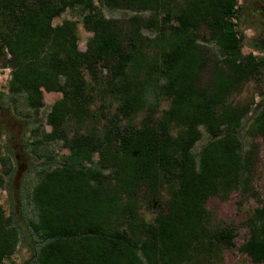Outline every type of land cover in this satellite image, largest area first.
Returning a JSON list of instances; mask_svg holds the SVG:
<instances>
[{
    "label": "trees",
    "instance_id": "16d2710c",
    "mask_svg": "<svg viewBox=\"0 0 264 264\" xmlns=\"http://www.w3.org/2000/svg\"><path fill=\"white\" fill-rule=\"evenodd\" d=\"M236 4L0 0L8 94L33 112L42 91L61 94L45 116L50 131L34 141H59L67 153L40 171L28 196L32 264H214L233 246V228L214 221L205 205L210 197L255 194L257 151L242 141L245 118L246 135L264 140V92L253 107L227 101L249 80L264 83V58L241 53ZM100 8L133 15L122 28ZM65 10L76 11L91 34L84 51L74 21L52 25ZM99 70L106 81L98 83ZM84 73L117 104L102 130L85 127L67 137L65 123L90 116ZM163 99L167 108L155 116ZM141 110L138 124L130 123ZM202 132L206 140L195 149ZM140 202L153 212L150 222L139 216ZM243 225L248 236L238 250L264 264V203ZM18 241L15 217L0 208V264H11Z\"/></svg>",
    "mask_w": 264,
    "mask_h": 264
},
{
    "label": "rangeland",
    "instance_id": "374dc122",
    "mask_svg": "<svg viewBox=\"0 0 264 264\" xmlns=\"http://www.w3.org/2000/svg\"><path fill=\"white\" fill-rule=\"evenodd\" d=\"M235 28L242 32L243 41L241 53H251L254 56L264 58V0H236ZM101 13L110 19L120 21L122 28H126V20L133 15L129 10H108L100 8ZM145 19L146 14H140ZM80 16L76 11L65 10L61 15L52 20V25L60 24L63 20L74 21L76 24L77 47L84 51L85 43L91 36L81 25ZM142 35L152 37L153 33L142 29ZM98 83L106 81L107 74L99 70ZM9 70L0 65V158H4V166L0 164V208L4 215L11 212L19 227V241L15 251L7 261L11 264H32V253L34 245L29 239L25 228L26 219L32 216L33 210L28 201L31 188L37 183L39 173L44 168L52 167L61 157L67 153L59 141L49 142L37 147L35 139L42 137L50 128L45 123V116L50 111L51 105L61 98L59 92L42 91V106L37 112L27 108L23 99L19 96H10L7 91ZM84 79L88 83L91 97L89 105L90 116L87 121L74 123L67 122L62 129L67 137L73 132L82 131L85 127H96L102 130L107 120L114 112L117 104L115 97L100 90L99 86L91 85L90 78L84 73ZM264 92V83L249 80L242 85V88L232 93L227 101L233 105L253 104L259 100L260 93ZM167 101L161 100L158 104L155 116L167 108ZM141 110L132 116L130 123L138 124L143 116ZM124 123V122H123ZM243 130L241 131L244 144L252 143L256 147L257 158L254 166L252 185L255 194L239 195L231 193L226 200L218 197H210L206 202V209L214 221L229 225L234 230L233 246L225 250L221 259L214 264H252L250 260L238 250V247L246 240L248 233L243 221L253 209L264 203V140L258 137L246 135L248 120L245 118ZM36 134V135H34ZM206 140L202 132L200 141L196 144L197 149ZM4 170L9 175H3ZM139 216L146 222H150L154 216L153 212L140 202Z\"/></svg>",
    "mask_w": 264,
    "mask_h": 264
},
{
    "label": "flooded vegetation",
    "instance_id": "af4514ba",
    "mask_svg": "<svg viewBox=\"0 0 264 264\" xmlns=\"http://www.w3.org/2000/svg\"><path fill=\"white\" fill-rule=\"evenodd\" d=\"M259 42L261 43V45H264V41L263 40H259Z\"/></svg>",
    "mask_w": 264,
    "mask_h": 264
}]
</instances>
